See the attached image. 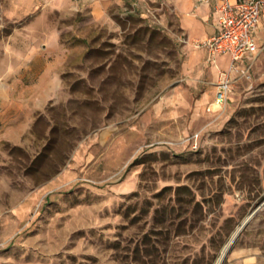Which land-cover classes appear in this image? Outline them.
<instances>
[{
  "label": "rangeland",
  "instance_id": "obj_1",
  "mask_svg": "<svg viewBox=\"0 0 264 264\" xmlns=\"http://www.w3.org/2000/svg\"><path fill=\"white\" fill-rule=\"evenodd\" d=\"M212 4L0 0V264H264V28L213 107Z\"/></svg>",
  "mask_w": 264,
  "mask_h": 264
},
{
  "label": "built area",
  "instance_id": "obj_2",
  "mask_svg": "<svg viewBox=\"0 0 264 264\" xmlns=\"http://www.w3.org/2000/svg\"><path fill=\"white\" fill-rule=\"evenodd\" d=\"M213 12L217 30L211 37L198 40L197 44L211 61L219 55L230 58L227 71L219 72L212 101L213 107H221L226 104L231 90L230 71L260 48L256 36L259 24L264 21V0H215Z\"/></svg>",
  "mask_w": 264,
  "mask_h": 264
},
{
  "label": "crops",
  "instance_id": "obj_3",
  "mask_svg": "<svg viewBox=\"0 0 264 264\" xmlns=\"http://www.w3.org/2000/svg\"><path fill=\"white\" fill-rule=\"evenodd\" d=\"M212 14H213V25H214V30H213V32H212V34L211 35H209V36H206L205 38H208V37H211L215 32H216V20H215V14H214V12H213V9H214V6H213V4H212ZM264 26V21H262L260 24H259V26H258V31H257V36H256V41L258 42V43H260L259 42V40H260V34H261V32L263 31V27ZM216 59H220V60H223V61H225L226 62V64H227V66H229V64H230V58H228L226 55H219V56H217V58ZM248 59H250V58H245L242 62H240V64H243L245 61H247ZM228 68V67H227Z\"/></svg>",
  "mask_w": 264,
  "mask_h": 264
},
{
  "label": "bare ground",
  "instance_id": "obj_4",
  "mask_svg": "<svg viewBox=\"0 0 264 264\" xmlns=\"http://www.w3.org/2000/svg\"><path fill=\"white\" fill-rule=\"evenodd\" d=\"M222 260V256L218 258L217 262L215 264H220Z\"/></svg>",
  "mask_w": 264,
  "mask_h": 264
},
{
  "label": "water",
  "instance_id": "obj_5",
  "mask_svg": "<svg viewBox=\"0 0 264 264\" xmlns=\"http://www.w3.org/2000/svg\"><path fill=\"white\" fill-rule=\"evenodd\" d=\"M235 235H236V234H234V235H233V238H232V241H231V243L233 242V239L235 238Z\"/></svg>",
  "mask_w": 264,
  "mask_h": 264
}]
</instances>
